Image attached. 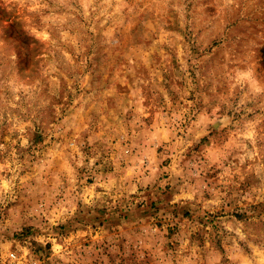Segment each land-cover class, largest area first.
I'll list each match as a JSON object with an SVG mask.
<instances>
[{"label": "rangeland", "instance_id": "obj_1", "mask_svg": "<svg viewBox=\"0 0 264 264\" xmlns=\"http://www.w3.org/2000/svg\"><path fill=\"white\" fill-rule=\"evenodd\" d=\"M0 264H264V0H0Z\"/></svg>", "mask_w": 264, "mask_h": 264}]
</instances>
